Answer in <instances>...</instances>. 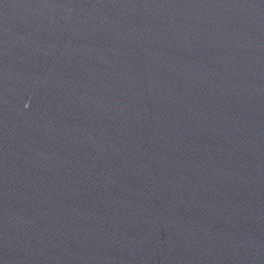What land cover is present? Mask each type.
I'll return each mask as SVG.
<instances>
[{
  "label": "water",
  "instance_id": "obj_1",
  "mask_svg": "<svg viewBox=\"0 0 264 264\" xmlns=\"http://www.w3.org/2000/svg\"><path fill=\"white\" fill-rule=\"evenodd\" d=\"M0 264H264V0H0Z\"/></svg>",
  "mask_w": 264,
  "mask_h": 264
}]
</instances>
